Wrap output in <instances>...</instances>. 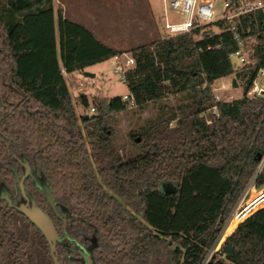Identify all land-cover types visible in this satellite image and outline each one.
Segmentation results:
<instances>
[{"label":"trees","instance_id":"trees-1","mask_svg":"<svg viewBox=\"0 0 264 264\" xmlns=\"http://www.w3.org/2000/svg\"><path fill=\"white\" fill-rule=\"evenodd\" d=\"M236 24L251 61L241 69L231 59L241 46L224 22L131 51L129 95L139 109L154 102L170 115L146 128L139 154L125 160L109 120L129 103L95 98V113L80 118L63 70L83 72L126 52L61 11L58 45L53 0H0V264H84L83 252L92 264H201L248 188H264V98L247 96L264 67V17ZM232 75L244 82L243 97L218 101L212 86ZM170 94L187 101L170 107ZM80 101L90 106L87 96ZM214 108L218 117L207 122ZM248 203L264 206L263 193ZM24 206L51 220L57 262ZM241 249L211 264H249Z\"/></svg>","mask_w":264,"mask_h":264},{"label":"rangeland","instance_id":"rangeland-1","mask_svg":"<svg viewBox=\"0 0 264 264\" xmlns=\"http://www.w3.org/2000/svg\"><path fill=\"white\" fill-rule=\"evenodd\" d=\"M75 15L79 17V23L85 25L89 30L95 32L107 46L131 55V51L140 46L155 43L166 37L165 17L163 13V0H71ZM224 0H216L218 9H223ZM56 19V36L59 45L58 19L59 12L64 18L70 20V0H53ZM217 16L216 21L219 20ZM183 17L173 11H169L168 20L174 23ZM210 29L216 34L221 32L217 25H211ZM59 48V46H58ZM233 63H238L236 59ZM113 59L92 65L83 72L67 74L63 70V75L69 86L70 94L75 105L76 113L81 118L92 116V101L98 99H111L122 97L128 94L127 85L120 81L113 73ZM244 66L236 65L237 69ZM84 72L94 73L95 78H87ZM244 82L236 79L235 75L221 79L212 86L213 94L225 102H231L243 97ZM87 96L90 106L84 107L80 101L81 96ZM186 96L183 94H170L165 103L176 108L182 103H186ZM170 112H163L154 102L148 103L144 109L138 107L129 108L119 114L114 119L109 120L110 138L114 148L121 153L125 160H132L139 154L140 134L158 120L166 119ZM206 120H211L212 114L208 111L204 115ZM175 122L172 123V126ZM81 127L86 132V125L81 122ZM141 140V139H140ZM166 191L172 192L173 187L168 183L165 185ZM253 193H264V188L256 189L250 186L242 197L239 205L232 213L225 225L222 235L219 238L220 250L226 246H232L235 250L240 247L245 251H240V255L249 264H264V206L251 211L249 203ZM264 196V195H263ZM259 197H257V200ZM243 208V213H239ZM247 211L250 214L244 218ZM235 216L243 219L236 226L230 235H226L227 228ZM230 239L236 244H230ZM241 249V250H242ZM84 264H92L87 252H83Z\"/></svg>","mask_w":264,"mask_h":264},{"label":"built area","instance_id":"built-area-1","mask_svg":"<svg viewBox=\"0 0 264 264\" xmlns=\"http://www.w3.org/2000/svg\"><path fill=\"white\" fill-rule=\"evenodd\" d=\"M163 2L165 30L168 36L173 37L192 33L194 30L206 25L224 22L234 32L235 40L241 46L239 50L231 55L232 60L236 59L238 61L234 65L245 66L251 63L248 53L243 48V42L236 22L244 16L255 13H260L264 17V0H243L238 3L232 0H224L221 11L218 9L216 0H163ZM170 10L181 15L183 19L180 21L176 19L174 23L169 22L168 15ZM218 15H220V18L216 21ZM113 64V73L120 81L126 84L127 72L135 66L134 58L125 53L121 56L114 57ZM247 96L249 98H264V67H261L257 71V76L248 90ZM122 97L123 101L128 102L131 108L137 107L135 100L129 93ZM216 99L218 101L222 100L218 97ZM91 112L94 113L95 109L92 108ZM209 112L212 114V118L218 117L216 108ZM212 118L211 120H207V122H212ZM244 210L245 208L239 213H243ZM218 242L219 239L205 252L201 264L217 263L226 259L227 254L223 250H220Z\"/></svg>","mask_w":264,"mask_h":264},{"label":"water","instance_id":"water-1","mask_svg":"<svg viewBox=\"0 0 264 264\" xmlns=\"http://www.w3.org/2000/svg\"><path fill=\"white\" fill-rule=\"evenodd\" d=\"M84 76L87 78H92V79L95 78V74L89 73V72H84ZM86 118H89V116H86ZM137 142H140V139H137ZM28 172H29V168H27V173ZM23 183H24V180H22L20 182V186H21L22 191L24 192ZM165 192L171 193L169 191H165ZM48 194H49L50 199H51L50 191H48ZM263 195H264V193H263ZM6 198L8 199V197H6ZM22 210L34 223H36L43 230L46 237L48 238V240L51 243V252H52V255L54 256V260L57 262V259L55 256V251H56V241L58 240V235H57L56 229L53 226L49 217L37 208H29L27 206H24V207H22ZM224 252L227 255H233L234 248L232 246L228 245L225 247Z\"/></svg>","mask_w":264,"mask_h":264},{"label":"crops","instance_id":"crops-1","mask_svg":"<svg viewBox=\"0 0 264 264\" xmlns=\"http://www.w3.org/2000/svg\"><path fill=\"white\" fill-rule=\"evenodd\" d=\"M72 7H74V5H73V3H72V1L70 0V21H73V22H75V23H78V24H81V23H79V17H77L76 15H75V11H72ZM81 25H83V24H81ZM85 26V25H84ZM86 27V26H85ZM89 29V28H88ZM93 32V31H92ZM94 34H95V32H93ZM96 35V34H95ZM96 37H97V35H96ZM98 38V37H97ZM99 39V38H98ZM100 41H102L101 39H99ZM103 42V41H102ZM104 43V42H103ZM166 186H164L163 188H164V190L166 191V188H165Z\"/></svg>","mask_w":264,"mask_h":264},{"label":"bare ground","instance_id":"bare-ground-1","mask_svg":"<svg viewBox=\"0 0 264 264\" xmlns=\"http://www.w3.org/2000/svg\"><path fill=\"white\" fill-rule=\"evenodd\" d=\"M229 226H230V224H229ZM229 226H228V228H227V231H228V229H229ZM227 231H226V234H227Z\"/></svg>","mask_w":264,"mask_h":264},{"label":"flooded vegetation","instance_id":"flooded-vegetation-1","mask_svg":"<svg viewBox=\"0 0 264 264\" xmlns=\"http://www.w3.org/2000/svg\"><path fill=\"white\" fill-rule=\"evenodd\" d=\"M165 186V185H164ZM166 188V187H165Z\"/></svg>","mask_w":264,"mask_h":264}]
</instances>
